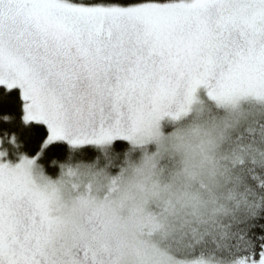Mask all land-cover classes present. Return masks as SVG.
Wrapping results in <instances>:
<instances>
[{"label":"rangeland","instance_id":"374dc122","mask_svg":"<svg viewBox=\"0 0 264 264\" xmlns=\"http://www.w3.org/2000/svg\"><path fill=\"white\" fill-rule=\"evenodd\" d=\"M38 17L91 62L77 79L45 55ZM0 65V82L26 91L27 120L47 125L46 145L153 148L115 174L71 166L56 178L35 157L0 154V264H264V252L193 256L241 207L231 170L264 157L226 148L234 124L264 115V0H0Z\"/></svg>","mask_w":264,"mask_h":264},{"label":"trees","instance_id":"16d2710c","mask_svg":"<svg viewBox=\"0 0 264 264\" xmlns=\"http://www.w3.org/2000/svg\"><path fill=\"white\" fill-rule=\"evenodd\" d=\"M69 3L93 7H132L143 4H170L181 0H63ZM47 35L46 55L52 56L54 63L76 77L82 61L71 35L60 25L38 17ZM59 46L62 54H59ZM68 53L65 54V52ZM64 56V59H62ZM81 59V63L78 60ZM80 65H79V64ZM1 67V65H0ZM83 67V65H82ZM28 97L21 85L8 86L0 82V154L9 162L16 163L24 157H35L46 175L56 178L66 167L93 166L105 168L107 172L117 173L116 164L141 160L153 152L144 151V146H134L122 139L115 140L106 147L96 145L72 146L65 141H55L46 145L49 129L46 124L29 121L26 118ZM233 144L226 148L240 146L248 154L251 148L264 155V115L255 114L234 124ZM226 134V133H224ZM227 135V134H226ZM225 136V135H224ZM237 171L243 196L239 197L241 206L230 219L220 227L219 238L209 239L197 249L193 256L217 257L222 262L238 260H257L264 252V157H246L231 171Z\"/></svg>","mask_w":264,"mask_h":264},{"label":"flooded vegetation","instance_id":"af4514ba","mask_svg":"<svg viewBox=\"0 0 264 264\" xmlns=\"http://www.w3.org/2000/svg\"><path fill=\"white\" fill-rule=\"evenodd\" d=\"M66 53H68V50H67V52H65L64 55H66ZM45 55H46V54H45ZM46 56L49 57V54H47ZM91 61H92V64H93V65L95 66V68H96V64H95V62L93 61V59H92ZM89 63H91V62L88 60L87 64L89 65ZM96 70H97V68H96Z\"/></svg>","mask_w":264,"mask_h":264}]
</instances>
